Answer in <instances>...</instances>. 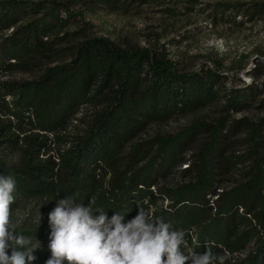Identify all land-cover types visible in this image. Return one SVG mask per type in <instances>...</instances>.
<instances>
[{"label":"trees","instance_id":"16d2710c","mask_svg":"<svg viewBox=\"0 0 264 264\" xmlns=\"http://www.w3.org/2000/svg\"><path fill=\"white\" fill-rule=\"evenodd\" d=\"M255 9L252 16L256 14ZM57 10V3L50 0L38 4L0 0V32L18 26L22 19L42 17L17 27L0 42V73L34 71L51 61L58 53L54 44L58 41L47 38L73 20L71 14L67 20L59 18ZM77 53L72 63L50 69L39 81H0V110L18 123L14 126L12 121L5 123L0 119V137H3L0 142L18 143L13 138L14 129L26 123L30 112H34L36 128L54 133L66 127L82 106H105L104 111H97L86 136L75 137V141L57 137L60 143L75 142L73 147L60 152L59 163L53 157L39 161L41 155L49 152L51 143L49 137L38 135L26 139L29 151L22 165L6 169L0 161V173L12 175L16 180L15 196L55 199L73 196L86 203L94 199L96 206L108 211L109 218L119 211L127 213L126 220L137 214V205L146 210L158 209L160 205L156 216L171 222L174 228L195 231L194 242L188 237L195 251L204 252L208 244L213 252L235 253L240 247L253 245V253L243 264H264V154L260 151L264 147L261 140L264 131L261 126L254 128L249 151L233 154L229 152L234 143L226 142L230 132L224 133L222 120L209 134L203 133L201 122L195 123L190 133L170 139L158 137L155 143L145 147L140 158L149 156V152L154 155L150 157L152 166L140 177L133 174L127 178L117 173L112 189L107 190L101 189L98 175L103 166L120 157L125 145L150 122H164L215 101L227 102L225 109L228 110L248 109L261 91L256 86L228 89L220 83L217 73L178 76L150 51H129L104 37L93 36L82 42ZM109 90L113 96L105 95ZM8 96L10 103L6 101ZM237 124L236 131L244 125L241 121ZM194 137L202 138V147L196 151L191 147L185 149ZM137 151L133 149L129 156L134 165H138ZM183 165L187 167L182 169ZM239 166L247 167L241 171L242 178L246 175L253 178L240 179L235 182L238 187L228 190L225 180H231L233 173L242 169ZM169 175L178 177L177 184L181 186L175 189L176 185H163L162 179ZM153 186L156 190L151 192ZM166 199L170 202L164 205ZM15 206L16 202L13 209ZM23 234L32 237L34 243L49 238L50 227H27Z\"/></svg>","mask_w":264,"mask_h":264},{"label":"rangeland","instance_id":"374dc122","mask_svg":"<svg viewBox=\"0 0 264 264\" xmlns=\"http://www.w3.org/2000/svg\"><path fill=\"white\" fill-rule=\"evenodd\" d=\"M27 3L38 4L48 0H22ZM57 3L59 11L57 15L64 20L68 15L73 16L69 24H64L59 30L51 33L47 39H57L55 49L58 53L43 67L34 71H9L0 73V81L15 83L36 82L50 69L66 66L73 62L78 55L81 43L95 37H104L115 45L129 51L147 50L157 57L163 65L171 69L178 76H188L200 73H217L220 83L228 89H243L256 86L261 91L259 97L248 109L228 110L225 101H215L194 112L182 116H175L167 121H152L146 129L138 134L131 142L125 145L120 157L108 166H103L98 172L101 189H112L117 175L130 177L133 174L138 178L152 166L151 156L140 158L145 147L157 141L156 138H175L177 135L190 133L197 123L203 125V133H212V128L218 126L222 120L224 133L230 132L229 141L233 142L229 153H246L252 145V135L255 126L259 125L264 131V0H50ZM256 8V14L252 11ZM259 12V13H257ZM41 16L22 19L18 26H13L0 32V42L11 36L17 27L26 26L31 19L38 21ZM34 23V22H33ZM12 62H16L15 60ZM113 89V88H111ZM147 88L145 87L144 90ZM107 96H113L112 91L106 92ZM10 103L11 97H6ZM105 106L84 105L72 117L66 127L54 133H47L36 128L34 112L28 114L31 123H24L22 127L14 129L13 138L18 143L0 142V161L4 162L6 169L19 167L27 159L29 146L26 139L38 135L40 138L49 137L51 145L49 152L40 156L41 162L53 157L58 163L60 152L71 148L74 144L60 143L62 140L84 137L93 125V119L97 111H104ZM0 119L5 123L13 122V117L6 116L0 110ZM250 124L239 127L237 123ZM196 123V124H195ZM209 126V127H208ZM231 127V130H230ZM230 131H229V130ZM241 129V130H240ZM198 135V134H197ZM3 137H0V140ZM264 142V137L261 138ZM202 138H190L186 148L198 150L202 147ZM48 147V148H49ZM140 147V149H138ZM133 149L136 152L137 164L130 163L129 156ZM184 149V150H185ZM195 150V151H196ZM264 154V147L260 149ZM147 157V158H146ZM150 163L149 165H147ZM131 167V169H130ZM186 165L182 166L186 168ZM243 166H239V169ZM241 169L235 171L231 180H225V185L233 189L238 180H244ZM242 171V172H241ZM130 172V174H128ZM119 173V174H117ZM173 175V174H172ZM169 175L162 179V184L173 186L175 189L180 179ZM243 175V174H242ZM249 178H253L249 176ZM136 179V178H135ZM183 179V178H182ZM129 181V180H128ZM247 181V180H246ZM144 188V186H140ZM151 187V192L155 191ZM232 191V190H230ZM58 199L25 198L16 197L15 210H19L21 227L19 231L27 230V227H38L39 210L41 213L40 227H48V214L56 206ZM166 199L163 204H168ZM160 206V205H159ZM156 207L149 210L154 214L160 211ZM156 215V214H155ZM253 217V216H252ZM15 218V216H14ZM188 237L194 242L195 231L189 230ZM187 237V238H188ZM37 251L33 252L36 259L33 264H45L50 257L48 250L49 238L40 239ZM34 242L33 244H36ZM190 243V242H189ZM191 245V244H190ZM192 247V245H191ZM221 249V247H220ZM254 251L253 245L240 247L239 251L229 253L227 250L215 251L225 257L224 264H243L244 259Z\"/></svg>","mask_w":264,"mask_h":264},{"label":"clouds","instance_id":"9594fccd","mask_svg":"<svg viewBox=\"0 0 264 264\" xmlns=\"http://www.w3.org/2000/svg\"><path fill=\"white\" fill-rule=\"evenodd\" d=\"M14 176L0 173V264H33L39 242L19 231ZM137 214L108 211L83 199L65 196L48 214L50 257L45 264H224L225 257L208 244L195 251L185 229L137 205ZM15 216V218H14ZM41 223V213L37 220Z\"/></svg>","mask_w":264,"mask_h":264}]
</instances>
